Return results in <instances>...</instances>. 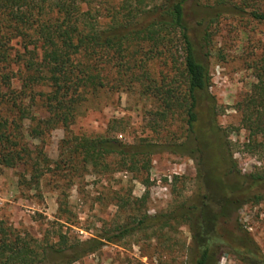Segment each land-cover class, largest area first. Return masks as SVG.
<instances>
[{
  "label": "trees",
  "instance_id": "1",
  "mask_svg": "<svg viewBox=\"0 0 264 264\" xmlns=\"http://www.w3.org/2000/svg\"><path fill=\"white\" fill-rule=\"evenodd\" d=\"M93 1L0 0V167L22 165L28 178L22 174L20 185L33 189L50 172L67 187L86 173H131L147 182L152 156L168 152L192 159L195 175L173 176L174 199L153 214L146 210L148 192L122 196L113 226L96 237L69 232L74 221L64 198L57 200L52 228L39 238L0 220V264H73L126 237L183 255L176 264H217L225 252L243 264H264L238 217L243 207L264 200V166L250 172L239 167L234 129L218 121L224 108L210 92L208 65L218 20L230 13L264 22V2L210 0L198 14L191 0H119L104 14ZM248 68L255 82L234 104L237 128L247 132L243 149L264 162V52ZM118 91H136L154 103L148 126L162 136L126 142L70 134L84 110ZM174 123L179 134L171 132ZM58 127L66 134L51 160L42 142ZM187 181L191 186L183 191Z\"/></svg>",
  "mask_w": 264,
  "mask_h": 264
},
{
  "label": "rangeland",
  "instance_id": "2",
  "mask_svg": "<svg viewBox=\"0 0 264 264\" xmlns=\"http://www.w3.org/2000/svg\"><path fill=\"white\" fill-rule=\"evenodd\" d=\"M118 1L94 0L91 7L99 8L104 14H110V8ZM208 2L210 0H191L190 4L200 14V5ZM82 8L86 9L87 6L84 4ZM98 20L104 24L108 18ZM214 30V49L208 59V65L211 76L210 92L224 108L218 121L223 126L234 129L230 136L237 144L234 157L241 170L254 171L263 167L264 162L243 149L242 142L247 132L237 128L239 115L234 109V104L255 82L248 63L264 52V22L228 13L218 20ZM13 44L19 51L23 50L16 41ZM36 52L40 54L39 49ZM160 68L155 63L151 69L157 72ZM101 100L100 107L88 108L75 119L68 128L70 134L91 137L109 135L126 142L162 136V132L159 134L152 132L148 126L149 110L154 108V103L150 99L136 91H118L108 97L103 96ZM171 132L179 134L175 123L171 127ZM65 134L64 129L58 127L45 136L42 144L51 160L58 158L60 142ZM34 142L38 143L37 140ZM22 174L28 178V173L22 165L13 168L0 167V220L17 232L39 238L45 229L52 228L49 222L56 220L57 200L64 198L68 202L70 216L74 221V225H71L68 231L80 239H86L96 237L113 226L118 211L115 203L128 193L139 197L148 192L146 210L149 214L165 209L174 199L173 176L193 177L195 165L188 157L161 152L152 156L147 182L133 177L131 173L116 172L102 176L86 173L76 183L67 187L62 185L65 183L61 177L50 172L42 177L39 188L36 189L20 185ZM185 184L183 191L190 188L191 182L187 181ZM59 186H62V189ZM238 217L264 253V200L257 205L243 207ZM63 230H67L66 226ZM180 230L182 239L188 244L190 233L185 226ZM134 240L135 237H126L117 243L107 242L97 252L73 264H176L185 260V257L177 255V252L170 253L163 247L155 246L154 241L149 242L142 238L139 243H135ZM174 256L175 261L172 260ZM217 264L243 263L232 253L225 252Z\"/></svg>",
  "mask_w": 264,
  "mask_h": 264
}]
</instances>
